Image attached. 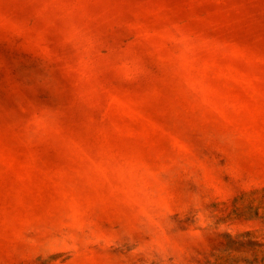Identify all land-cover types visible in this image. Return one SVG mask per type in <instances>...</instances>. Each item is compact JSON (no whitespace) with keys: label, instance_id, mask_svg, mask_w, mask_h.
<instances>
[{"label":"rangeland","instance_id":"1","mask_svg":"<svg viewBox=\"0 0 264 264\" xmlns=\"http://www.w3.org/2000/svg\"><path fill=\"white\" fill-rule=\"evenodd\" d=\"M0 264H264V0H0Z\"/></svg>","mask_w":264,"mask_h":264}]
</instances>
